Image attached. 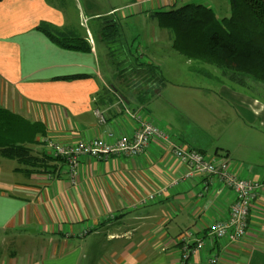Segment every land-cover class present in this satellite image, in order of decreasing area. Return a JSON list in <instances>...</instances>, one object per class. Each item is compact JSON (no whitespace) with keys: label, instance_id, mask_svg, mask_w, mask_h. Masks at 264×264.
<instances>
[{"label":"crops","instance_id":"crops-1","mask_svg":"<svg viewBox=\"0 0 264 264\" xmlns=\"http://www.w3.org/2000/svg\"><path fill=\"white\" fill-rule=\"evenodd\" d=\"M50 2H0V108L44 124L47 137L62 145L101 138L113 144L123 136H133L138 121L128 112L139 111L175 143L206 154L207 145L195 134L174 131L171 123H165L164 115L174 109L178 93L168 92L161 66L160 71H147L145 65L162 63V46L166 52L173 50L172 35L160 29L155 13L196 3L216 12L223 7L228 14V0H134L129 20L122 15L118 22H105L120 27L113 41L101 34L106 26L100 21L88 28V35L81 34L93 47L89 53L58 48L37 30L45 22L60 28L68 25L70 19L62 7ZM123 21L131 22V30L146 24L151 31L147 32V61H140V57L146 60L141 53L130 62V70H136L131 82L111 67L113 44L123 38ZM142 33L137 27L133 38L138 53L137 39ZM101 57L109 59L106 66ZM85 74L89 77L58 80ZM228 92L235 101L241 99L236 97L238 92ZM242 101L250 106L248 114L253 118L264 116V104ZM235 108L243 117L241 106ZM97 112L106 123L100 122ZM261 130L260 136L250 139L264 141ZM42 139L38 137V144L31 147V163L0 155V264H183L178 241L187 232L192 234L191 242L204 240L206 246L186 264H210L215 258L217 264H264V191L251 209L249 229L241 241H211L208 228L229 217L235 194L219 184L206 188L204 174L186 178L188 168L166 144L154 140L138 158L83 157L77 184L72 185L67 162L52 157ZM214 154L206 155L228 162L239 178L264 180V166L241 161L230 148ZM172 180L180 183L172 186ZM153 193L162 195L142 205V198Z\"/></svg>","mask_w":264,"mask_h":264},{"label":"rangeland","instance_id":"rangeland-1","mask_svg":"<svg viewBox=\"0 0 264 264\" xmlns=\"http://www.w3.org/2000/svg\"><path fill=\"white\" fill-rule=\"evenodd\" d=\"M134 0H51V4L60 5L63 10L69 28L78 34H87L89 27H94L98 21L105 25L107 19L116 20L122 15L128 16L135 9L132 7ZM225 8L217 10L219 16H224ZM110 15L108 18H95L96 15ZM76 15V20H75ZM71 17V18H70ZM93 17V19H88ZM88 19V20H86ZM120 23V22H119ZM83 24V26H81ZM123 28L122 40L114 43V51L111 67L118 76H125L131 82L135 78L136 70H130V62L139 58L141 53L144 58L140 61L146 62L149 50L146 43L150 38V26L138 25L142 34L138 36L137 45L141 46L139 53L137 46L133 49L132 43L136 29L131 30V22H121ZM120 28V27H119ZM121 28V31H122ZM93 29V28H92ZM94 30V29H93ZM125 46V47H122ZM143 47V48H142ZM164 60L154 66L162 67L165 80L168 83V92L178 93V98L173 102V110L170 114L164 115L171 123L173 130L195 134L207 145L206 154L214 156L218 149L230 148L241 161H248L249 165L258 167L264 166V141L250 139L251 135H261L264 128V116L256 119L250 114V106L243 102V98L258 101L264 104V84L249 78L246 85L232 82L225 77L221 70L213 66L194 64L179 55L174 49L166 52L162 46ZM159 47H157L158 49ZM130 50V51H129ZM127 51L129 53H127ZM131 51H133L131 53ZM171 54L167 55V54ZM139 56V57H138ZM103 66L107 65L106 57H101ZM140 68V67H139ZM237 93L239 100H234L228 90ZM222 92V97L220 95ZM172 94V93H171ZM166 99V98H165ZM174 99V98H173ZM232 100L235 103L230 102ZM162 102H165L162 100ZM160 102V103H162ZM241 106L243 117L237 114L235 106ZM236 109V110H235ZM190 118L188 120L187 118ZM188 121H186L185 119ZM262 152V153H261ZM259 170V169H258ZM264 173V171H263Z\"/></svg>","mask_w":264,"mask_h":264},{"label":"trees","instance_id":"trees-1","mask_svg":"<svg viewBox=\"0 0 264 264\" xmlns=\"http://www.w3.org/2000/svg\"><path fill=\"white\" fill-rule=\"evenodd\" d=\"M3 0H0L2 2ZM51 1V0H49ZM230 11L219 16L210 6L187 3L182 7L158 11L153 15L162 30L172 35V47L187 61L213 66L232 82L246 85L251 78L264 84V0H228ZM101 34L113 41L119 33L117 23L104 25ZM58 48L89 53L93 47L84 35L45 22L37 28ZM147 71L161 68L147 63ZM88 75L60 77L58 80L85 79ZM48 130L20 115L0 108V155L21 164L31 163V147Z\"/></svg>","mask_w":264,"mask_h":264},{"label":"built area","instance_id":"built-area-1","mask_svg":"<svg viewBox=\"0 0 264 264\" xmlns=\"http://www.w3.org/2000/svg\"><path fill=\"white\" fill-rule=\"evenodd\" d=\"M128 114L138 121L137 131L133 136H123L116 142L109 143L107 140L92 139L88 141H78L73 145L60 144L52 138H43L42 142L50 149V155L55 159H61L68 164V173L72 185L77 184L78 168L81 158L92 157L98 160H109L114 156L125 158H138L143 154L151 142L158 140L171 148V152L176 160L180 161L188 168L186 178L197 175H205L208 179V186L219 184L222 188L230 189L235 194V199L230 209L229 217L212 224L208 229L207 236L211 241L225 239L231 242L241 241L247 235L251 209L255 201L264 191V180H247L239 178L228 162L209 158L194 149H185L175 143L171 135L161 130L154 120H149L141 112ZM100 122L106 123L102 113L97 112ZM172 186H177L180 181L172 180ZM160 193L142 198L141 204L147 205L160 197ZM192 234L187 232L181 236L178 243L180 245L181 262L186 264L195 255L205 249L204 240H193ZM218 259L210 260V264H217Z\"/></svg>","mask_w":264,"mask_h":264}]
</instances>
